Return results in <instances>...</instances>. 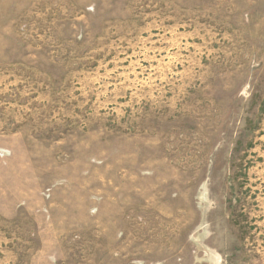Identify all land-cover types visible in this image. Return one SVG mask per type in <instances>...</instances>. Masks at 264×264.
Returning <instances> with one entry per match:
<instances>
[{"label": "rangeland", "instance_id": "rangeland-1", "mask_svg": "<svg viewBox=\"0 0 264 264\" xmlns=\"http://www.w3.org/2000/svg\"><path fill=\"white\" fill-rule=\"evenodd\" d=\"M0 264H264V0H0Z\"/></svg>", "mask_w": 264, "mask_h": 264}]
</instances>
